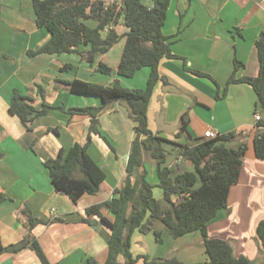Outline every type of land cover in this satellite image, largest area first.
Segmentation results:
<instances>
[{
    "label": "crops",
    "instance_id": "obj_1",
    "mask_svg": "<svg viewBox=\"0 0 264 264\" xmlns=\"http://www.w3.org/2000/svg\"><path fill=\"white\" fill-rule=\"evenodd\" d=\"M102 1L106 6L120 2ZM144 4L153 5L148 0ZM85 23L91 28L97 26L95 20ZM115 29L120 34L128 31L123 25ZM263 31L264 0H171L163 33L168 37L172 53L185 63L180 58L160 61L161 80L148 107L149 129L166 140L163 143L166 165L173 171L191 170L192 165L186 164L178 170L179 157L176 163H171L172 151H178V144L193 143L194 139L204 137L206 131L212 130L218 135L233 133L235 138L229 143L230 148L247 146L239 181L230 189L228 207L210 222L208 232L212 238L228 241L236 257L243 255L256 262L262 257L260 264L264 263V252L256 228L264 219V161L256 157L254 140L264 128L258 127L255 121L257 95L246 83L232 84L225 96L223 93L234 73L235 61L242 64L236 78L258 76L255 42ZM49 39L48 31L36 24L32 0H0V198H3L0 200V241L5 246L21 242L28 233L30 214L50 222L36 225L30 233L51 264H105L111 231L97 216L86 215V209L111 200L114 190L124 186L136 138V124L129 117L126 103H113L99 116V130L110 147L99 136H92L88 153L107 176L97 194L85 195L73 203L55 190L44 162L56 158L62 148L69 149L76 143L84 145L87 141L91 117H71L68 109L103 104L99 97L74 94L65 82L81 80L108 87L119 80L126 88L144 89L150 69L140 70L133 78L117 75L125 37L106 54L97 56L93 65L81 56V53L87 54L86 46H80L79 53L30 55ZM98 63L112 72H100ZM189 70L208 74L211 79ZM14 91L30 97L37 111L42 110L43 101L54 109L47 115L34 117L28 130L9 113ZM183 116L189 122L191 139L185 134L176 138ZM143 162L150 182L151 174L157 177L156 162L145 151ZM137 178L135 174L132 182ZM158 183L157 177L154 188H159ZM102 213L113 221L106 208ZM146 234L134 233L131 246L134 257L146 256L136 249ZM191 237L194 240L184 243L183 239ZM177 241L184 244L176 246L175 258L186 264L208 263L205 251L198 263L196 245L201 242L204 246L199 233ZM120 262L124 264L125 260L121 257ZM142 263L141 260L138 264ZM0 264L41 262L27 248L3 254Z\"/></svg>",
    "mask_w": 264,
    "mask_h": 264
},
{
    "label": "trees",
    "instance_id": "obj_2",
    "mask_svg": "<svg viewBox=\"0 0 264 264\" xmlns=\"http://www.w3.org/2000/svg\"><path fill=\"white\" fill-rule=\"evenodd\" d=\"M144 1L121 0L106 6L102 0H32L36 24L48 31L50 39L39 50L31 52V56L79 53L78 48L86 46L88 52L86 55L81 53V56L93 65L97 56L106 54L125 37L117 75L133 78L140 70L150 69L144 89L126 88L119 80L108 87L81 80L65 82L74 94L99 97L103 104L101 107L67 110L71 117H91L87 141L84 145L76 143L69 149L62 148L56 158L44 162L50 181L57 192L67 196L73 203L85 195L99 192L107 176L89 155L88 149L93 135L102 138L110 147L107 138L99 130V116L109 105L123 101L127 105L130 119L136 124V138L129 156L127 178L122 188L114 190L111 200L86 209V215L97 216L111 231L105 264H122L121 257L125 260L124 264H138L141 260L143 264H186L175 257L152 259L148 256H133L132 237L136 231L143 234L153 232L156 242L162 243V232L154 227L156 222L175 240L199 233L209 259L207 264H258L243 255L236 257L228 241L212 238L208 232L210 222L228 207L230 189L239 181L247 146L241 144L236 149L230 148L229 143L235 138L233 133L219 135L214 139L201 137L194 139L193 143L178 144L179 155L192 165V169L177 172L166 165L167 153L163 147L166 140L154 135L149 129L148 107L154 89L161 80L158 71L160 61L163 58L180 57L172 53L168 37L163 33L171 0H148L152 2V7L145 5ZM88 20H95L97 26H87L85 22ZM118 25H123L128 31L120 34L115 29ZM255 47L259 63L258 76L236 78L242 64L235 61L234 73L224 88L223 96L232 84L246 83L252 86L257 95L255 113L262 116L257 125L264 128V31L256 40ZM180 59L185 63L183 58ZM98 69L103 73L112 72L102 63H98ZM189 71L211 79L208 74ZM40 95L43 98L42 89ZM31 102L30 97L14 91L9 107V113L16 116L28 130L34 117L47 115L54 109L43 101L42 110L37 111ZM188 125L186 116H183L176 138L185 134L191 139ZM254 150L256 157L264 161V130L256 135ZM144 151L156 162L158 187L163 194L159 200L155 199L154 186L147 180L143 168ZM135 174L138 178L134 183L132 178ZM105 208L112 214L113 221L102 213ZM83 222L88 223L85 219ZM49 223L29 214L26 236L12 246H5L0 241V257L5 253H18L28 248L35 252L41 264H51L37 239L30 233L36 225ZM256 234L264 252V219L258 223Z\"/></svg>",
    "mask_w": 264,
    "mask_h": 264
},
{
    "label": "rangeland",
    "instance_id": "obj_3",
    "mask_svg": "<svg viewBox=\"0 0 264 264\" xmlns=\"http://www.w3.org/2000/svg\"><path fill=\"white\" fill-rule=\"evenodd\" d=\"M121 1V0H118ZM146 1V0H145ZM232 147V145L230 144L229 147ZM174 152L172 156V160L171 163L175 162L176 158L179 157V151H172ZM175 157V159L173 158ZM176 163V162H175ZM186 164H190L188 161H186L185 159L178 165L177 169L181 170L182 166H185ZM177 165V164H176ZM187 166V165H186ZM150 169V168H149ZM151 184L154 186V184H157V177H153V174H151ZM154 197L155 199L159 200L162 196V190L159 188H154ZM154 227L158 230H160L162 232V244L161 243H157L154 233L153 232H149L146 234V238H144V242L137 247L136 249L139 250L140 252H142V254L149 256L150 258H161V259H168L171 257H175L176 253V246H180L182 244H184L185 242H189L194 240V237L191 238H185L183 239L184 243H179V241L173 239L169 233L167 232L166 229L163 228V226L160 223H157L154 225ZM180 252L182 251L179 250ZM202 251V252H201ZM204 251L205 248L203 246V244L200 242V244L196 245V253H197V259L198 263L199 261H202V258L204 257ZM260 261H263L262 257L258 258V264H260ZM143 262V261H142ZM143 264V263H142Z\"/></svg>",
    "mask_w": 264,
    "mask_h": 264
},
{
    "label": "built area",
    "instance_id": "obj_4",
    "mask_svg": "<svg viewBox=\"0 0 264 264\" xmlns=\"http://www.w3.org/2000/svg\"><path fill=\"white\" fill-rule=\"evenodd\" d=\"M261 120H262V116H261L260 114H256V115H255V121H256V122H259V121H261ZM218 136H219L218 133H216V132H214V131H212V130L206 131L205 134H204V137H205V138H208V139H214V138H216V137H218ZM183 160H184V158L181 157V156H179V158H178V162H177V163L180 164Z\"/></svg>",
    "mask_w": 264,
    "mask_h": 264
}]
</instances>
